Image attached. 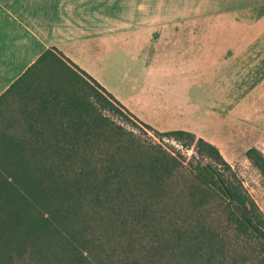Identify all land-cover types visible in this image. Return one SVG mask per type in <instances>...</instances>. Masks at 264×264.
Returning <instances> with one entry per match:
<instances>
[{
    "label": "trees",
    "instance_id": "trees-1",
    "mask_svg": "<svg viewBox=\"0 0 264 264\" xmlns=\"http://www.w3.org/2000/svg\"><path fill=\"white\" fill-rule=\"evenodd\" d=\"M244 154L264 177V154ZM230 233L264 249V215L218 146L141 121L56 47L0 94V264H243Z\"/></svg>",
    "mask_w": 264,
    "mask_h": 264
},
{
    "label": "crops",
    "instance_id": "crops-1",
    "mask_svg": "<svg viewBox=\"0 0 264 264\" xmlns=\"http://www.w3.org/2000/svg\"><path fill=\"white\" fill-rule=\"evenodd\" d=\"M51 46L141 121L219 146L196 119L264 91V0H0V94Z\"/></svg>",
    "mask_w": 264,
    "mask_h": 264
},
{
    "label": "rangeland",
    "instance_id": "rangeland-1",
    "mask_svg": "<svg viewBox=\"0 0 264 264\" xmlns=\"http://www.w3.org/2000/svg\"><path fill=\"white\" fill-rule=\"evenodd\" d=\"M212 95L213 105L216 104L214 105L215 115L208 117L204 113L198 116L196 126L219 145V150L236 170L243 185L264 215V177L244 154L245 149L251 146H255L264 154V91L235 90L212 93ZM109 117L126 129L132 130L145 144L158 143L170 151L180 150L186 157H190L193 153L191 149L181 147L176 140L158 136L139 123L123 122L121 118L112 114H109ZM238 147L239 153L228 155L230 152L228 149L235 150ZM226 238L230 246L239 251L237 259L240 261L242 257H245L246 262L243 264H264V249L256 237L242 235L238 238L230 233ZM244 248H247V252H244ZM27 262L28 259L25 256L22 258L13 256L8 264Z\"/></svg>",
    "mask_w": 264,
    "mask_h": 264
}]
</instances>
